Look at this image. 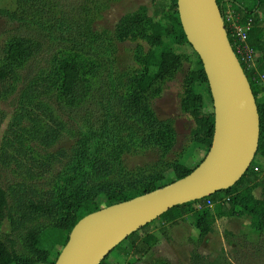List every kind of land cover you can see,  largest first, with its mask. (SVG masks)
<instances>
[{"label": "trees", "instance_id": "trees-1", "mask_svg": "<svg viewBox=\"0 0 264 264\" xmlns=\"http://www.w3.org/2000/svg\"><path fill=\"white\" fill-rule=\"evenodd\" d=\"M228 2L254 18L249 42L257 51L255 66L243 67L260 114L257 155L264 153V101L258 99V86L264 82V27L256 8L264 6V0H218L223 12ZM82 3L81 11L68 10L66 0H14L12 6L0 7V17L15 24L0 43V100H15L3 134L0 164L23 179L9 187L0 183V264L48 263L53 250L66 245L77 222L102 208L99 198L109 206L194 170L184 162V152L175 150L173 119L159 117L154 108L163 83L176 76L184 59L170 46H153L164 44L166 34L179 44H190L177 0H167L166 11L155 4V14L162 13L158 20L148 15L146 5L141 6L124 15L113 33L93 28L103 2ZM227 30L234 44L228 24ZM141 39L151 47L145 50ZM117 40L138 42L134 55L140 67L124 73L114 69L115 52L109 45ZM194 54L197 65L184 78L182 109L194 119L192 142L207 154L215 113L205 110L204 97L195 88L203 85L212 97L202 60L195 50ZM6 117L0 109V129ZM146 155L154 158L131 165V157ZM170 170L174 177H168ZM256 174L252 163L230 188L177 205L159 218L175 224L191 214L199 231L197 238L191 237L195 242L212 232L214 218L222 217H246L253 229L264 234V196L254 193L262 185ZM208 200L215 207L207 205ZM35 221L42 222L24 235L25 227ZM151 223L126 239H132L139 257L160 238L144 232ZM5 224L8 231L3 230ZM109 256L100 264H106ZM191 258V264L203 262L198 251Z\"/></svg>", "mask_w": 264, "mask_h": 264}, {"label": "water", "instance_id": "water-1", "mask_svg": "<svg viewBox=\"0 0 264 264\" xmlns=\"http://www.w3.org/2000/svg\"><path fill=\"white\" fill-rule=\"evenodd\" d=\"M182 26L200 56L214 104L215 130L204 159L188 175L81 218L55 264H100L132 233L171 208L236 184L259 148L260 114L251 83L229 38L218 0H177ZM248 115L249 127L234 118Z\"/></svg>", "mask_w": 264, "mask_h": 264}, {"label": "rangeland", "instance_id": "rangeland-1", "mask_svg": "<svg viewBox=\"0 0 264 264\" xmlns=\"http://www.w3.org/2000/svg\"><path fill=\"white\" fill-rule=\"evenodd\" d=\"M83 1L66 0V8L68 10L76 9L81 11L80 6ZM99 1L103 2L101 4L102 9L100 15L93 22V28L98 31L107 30L111 33L115 31L116 24L124 15L137 11L143 5L148 7V15L153 16L156 20L160 19V14L162 13L159 15L155 14V4H158V8L164 11L168 7L167 0ZM13 4L14 0H0V7L12 6ZM251 7H253V4ZM256 14L264 27V6L257 7ZM14 25L11 20L0 17V43L5 41ZM167 25L168 23L165 28ZM137 43V41L131 40L124 42L117 40L114 45H109L115 52L112 56L115 59V70L124 73L135 66H141L134 55L136 50H138ZM140 43L145 50L151 47V44L143 39L140 40ZM162 46H170L177 53L183 54L184 62L176 76L163 83L160 95L154 99V108L159 117L173 119L177 131L175 150L180 153L184 152V162L189 167L196 168L200 164L201 159L205 157L206 151L192 142L191 130L194 127V119L182 109V93L184 92V78L188 71L194 69L197 65V58L194 54V48L190 44H179L170 35L166 34L164 36V44L160 47L153 46V48H161ZM263 77L261 76L262 79ZM259 85L258 99L259 101H264V82ZM195 88L204 97L205 110L207 112L214 111L213 99L206 87L197 84ZM0 109L7 114L5 122L0 129L1 153L3 134L11 116L14 114L15 100L13 98L0 100ZM153 158L151 155L135 156L130 158V162L133 165L134 163ZM252 163L257 172L256 182L262 183V185H258L255 188L254 193L258 197H263L264 153H258ZM167 175L169 178L174 177V173L171 170ZM21 180H23L22 177L16 175L11 168L3 169L0 164V183L9 187L11 184L18 183ZM98 203L100 207H105L104 198H99ZM215 205L212 206L215 207ZM39 224L35 221L31 225L32 227H25L27 230L24 235ZM212 228V232L208 233L201 242H195L191 237L195 236L197 238L199 231L195 227V219L191 214H187L175 224L165 218H157L144 231L153 232L160 237L158 242L147 253L139 257L135 252L132 239H128L110 253L106 264H191L193 251H198L203 256L202 264L214 260L220 262L229 261L232 264H264V234H259L253 229L250 219L246 217L214 218ZM3 230L8 231L9 226L5 224ZM58 237L62 238V235L60 234ZM61 250L62 247L60 245L57 246L50 255V262L44 264H54Z\"/></svg>", "mask_w": 264, "mask_h": 264}, {"label": "built area", "instance_id": "built-area-1", "mask_svg": "<svg viewBox=\"0 0 264 264\" xmlns=\"http://www.w3.org/2000/svg\"><path fill=\"white\" fill-rule=\"evenodd\" d=\"M226 26L230 27L231 34L234 38L233 48L240 62L248 67L255 66L257 51L249 42L250 33L254 27V18L245 16L240 10H236L231 3L226 4L225 12H223ZM229 33V32H228ZM207 205L212 206L213 202L208 200ZM201 207L202 204H197Z\"/></svg>", "mask_w": 264, "mask_h": 264}, {"label": "bare ground", "instance_id": "bare-ground-1", "mask_svg": "<svg viewBox=\"0 0 264 264\" xmlns=\"http://www.w3.org/2000/svg\"><path fill=\"white\" fill-rule=\"evenodd\" d=\"M247 115L248 114L243 110L237 109L234 113L235 121L241 126L249 127V119Z\"/></svg>", "mask_w": 264, "mask_h": 264}]
</instances>
